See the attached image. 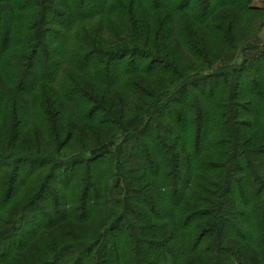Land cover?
Segmentation results:
<instances>
[{
  "label": "trees",
  "instance_id": "1",
  "mask_svg": "<svg viewBox=\"0 0 264 264\" xmlns=\"http://www.w3.org/2000/svg\"><path fill=\"white\" fill-rule=\"evenodd\" d=\"M254 1L0 0V165L91 171L41 221L16 169L0 264H264V50L221 63Z\"/></svg>",
  "mask_w": 264,
  "mask_h": 264
},
{
  "label": "rangeland",
  "instance_id": "2",
  "mask_svg": "<svg viewBox=\"0 0 264 264\" xmlns=\"http://www.w3.org/2000/svg\"><path fill=\"white\" fill-rule=\"evenodd\" d=\"M251 8L256 10L255 14L252 15L256 16L257 18L249 19L246 22L245 26L243 27L244 29L242 30V38L245 42L236 46L235 49H237V51L230 53L226 57L224 56L221 59L222 60L221 63H230L235 61L240 62L237 53L239 50L243 48L242 46L244 45H249V44L262 45V50H264V38H261V34L264 29V3L262 1H254L251 4ZM217 64H219V62L214 65L218 66ZM255 66H258L260 68V70L258 71L259 75L252 74L251 75L252 78H255L257 81L264 80V60H258L257 63H255ZM251 80L252 79H249L245 74L242 77H240L239 83H241V88L243 89L241 93H245L244 89H249V87H251L252 84ZM213 84H219L220 87H223L224 84L227 83H222V81L220 80L210 81L207 83V86ZM237 92L239 94V91ZM195 94L196 91H192L191 96ZM238 103L243 104V102H238ZM121 133L124 132L122 131ZM110 150L111 151L108 152H113V154H111V156L105 157L103 160L97 163V166L95 168L98 171L105 172L106 165L118 167L119 160L116 154L114 153V151H112L114 150V148H110ZM8 167L9 168L4 166L0 167V203L2 202L3 199L7 197L9 191L12 189L15 171L16 169H18L20 179H19V183H17L16 185L17 188L26 189L30 185H36V187L38 188V190L35 192L36 194L35 199H37L36 202L39 203L38 204L39 210L35 213V215H32V217L39 218L40 220L42 219L41 221L47 220V217H50V214H52L50 213V211L45 210L43 208L44 202L41 201L39 202V200L43 198L44 194L46 193L43 192L44 188L45 190H49L52 193L59 192L60 195L63 194H66V196L71 195L73 190L70 189L72 188L73 185L77 184L78 187L83 188L88 184L87 178L89 177V174L91 172L90 168H88L87 166L85 168L84 165L80 167H76L72 165L70 167H67L66 169L64 168L57 169L58 168L57 164H54L52 167H50V166H46L45 164H42V162H40L39 164H30V163H23L20 165L12 164L9 165ZM64 184L70 185L69 189L64 191V187H62ZM32 217H30L29 222L33 223V220L31 219ZM29 226L30 224H28L24 229H27ZM24 229L22 228V230Z\"/></svg>",
  "mask_w": 264,
  "mask_h": 264
},
{
  "label": "crops",
  "instance_id": "3",
  "mask_svg": "<svg viewBox=\"0 0 264 264\" xmlns=\"http://www.w3.org/2000/svg\"><path fill=\"white\" fill-rule=\"evenodd\" d=\"M261 38H264V29L262 31Z\"/></svg>",
  "mask_w": 264,
  "mask_h": 264
}]
</instances>
